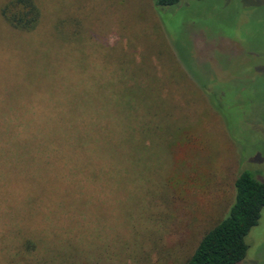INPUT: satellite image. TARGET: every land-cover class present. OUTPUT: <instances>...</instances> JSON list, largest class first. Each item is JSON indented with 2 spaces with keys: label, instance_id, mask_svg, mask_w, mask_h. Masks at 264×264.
<instances>
[{
  "label": "rangeland",
  "instance_id": "374dc122",
  "mask_svg": "<svg viewBox=\"0 0 264 264\" xmlns=\"http://www.w3.org/2000/svg\"><path fill=\"white\" fill-rule=\"evenodd\" d=\"M73 1L84 7L94 37L85 44H94L79 50L68 74L112 77L117 68L104 72L105 63L123 69L136 58L124 73L150 82L155 66L168 93L148 89L146 109L157 118L149 125L163 122L167 133L152 136L143 154L131 147L122 172L113 165L106 176L93 156L0 157V264L2 247L19 231L38 229L50 238L53 207L70 203L62 182L68 177L101 185L87 187L79 205V254L88 264H181L226 215L238 173L264 181V0H183L165 8L152 0ZM22 36L0 17V111L70 110L62 97L70 80L54 77V58L33 55V35ZM179 126L197 135L191 152L166 148L171 127ZM182 160L176 182L172 170ZM245 243L239 264H264V211Z\"/></svg>",
  "mask_w": 264,
  "mask_h": 264
},
{
  "label": "trees",
  "instance_id": "16d2710c",
  "mask_svg": "<svg viewBox=\"0 0 264 264\" xmlns=\"http://www.w3.org/2000/svg\"><path fill=\"white\" fill-rule=\"evenodd\" d=\"M182 1L152 0L157 8L172 7ZM0 17L22 38V35H33L32 54L40 59L53 57L54 77H61L62 84L63 80H70L72 86L62 93V97L70 99V110L0 111V157L51 155L80 159L93 156L101 160V170L106 176L113 165H118L122 172L131 147L143 154L149 150L152 136L167 133L163 122L149 125L150 119L157 118L146 109L148 89L156 88L162 97L168 93L155 66V80L150 82L124 73L123 69L129 73L134 69V62L139 61L136 58L128 60L129 65L123 69L121 64L118 67L117 63H105L104 72L117 68L112 77L68 74L67 67L79 55V50L94 44H85L94 37L91 28L86 26L81 4L70 0H6L0 6ZM97 59L91 60L99 67ZM96 64H91L92 70H97ZM45 73L49 75L51 70ZM143 117L145 125L140 121ZM171 128L170 140L165 138L169 141L166 148L178 149L180 146L182 152H191V141L197 135L187 126ZM178 134L181 136L179 142L173 139ZM171 161L175 162V158ZM174 165L172 171L179 174L176 178L179 182L183 178L179 173L183 160ZM188 176L191 175L188 173ZM62 182H68L70 203L53 207L50 238L38 229L19 231L1 249L4 264H88L82 259V253L79 254L82 246L79 232L84 218L79 217L82 213L79 205H83L87 187L94 192L99 191L101 185H96L92 178L78 181L76 178L71 183L68 177ZM184 184L188 185L185 180ZM233 185L234 197L226 215L202 235L193 252L181 264H239L245 259L248 250L245 237L257 226L264 211V181L256 180L243 170L235 177Z\"/></svg>",
  "mask_w": 264,
  "mask_h": 264
}]
</instances>
